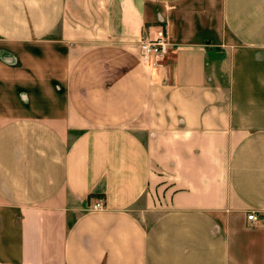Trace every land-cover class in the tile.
<instances>
[{"label":"crops","instance_id":"0c3cea01","mask_svg":"<svg viewBox=\"0 0 264 264\" xmlns=\"http://www.w3.org/2000/svg\"><path fill=\"white\" fill-rule=\"evenodd\" d=\"M0 264H264V0H0Z\"/></svg>","mask_w":264,"mask_h":264},{"label":"built area","instance_id":"2783aa9c","mask_svg":"<svg viewBox=\"0 0 264 264\" xmlns=\"http://www.w3.org/2000/svg\"><path fill=\"white\" fill-rule=\"evenodd\" d=\"M170 48L171 45L163 38L152 41H141L140 54L145 67L150 71H158L164 68L162 62L169 54ZM104 207V199L101 198L91 206V210L100 211L103 210ZM248 220L252 223H258L260 221V216L256 212H250L248 214Z\"/></svg>","mask_w":264,"mask_h":264},{"label":"rangeland","instance_id":"374dc122","mask_svg":"<svg viewBox=\"0 0 264 264\" xmlns=\"http://www.w3.org/2000/svg\"><path fill=\"white\" fill-rule=\"evenodd\" d=\"M118 9H119V11H120V7H118L117 8V11H118ZM140 57H141V54H140ZM171 63V55H170V53L166 56V58H165V60L162 62V64H163V66H164V68H162V69H159L160 70V74L162 75V78L161 79H165L166 78V72H167V67H168V65ZM158 70V71H159ZM156 72H157V70H156ZM156 72H155V74H156Z\"/></svg>","mask_w":264,"mask_h":264}]
</instances>
